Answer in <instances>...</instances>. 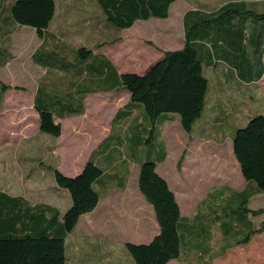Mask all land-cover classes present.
<instances>
[{"label":"trees","instance_id":"trees-1","mask_svg":"<svg viewBox=\"0 0 264 264\" xmlns=\"http://www.w3.org/2000/svg\"><path fill=\"white\" fill-rule=\"evenodd\" d=\"M55 1L2 0L0 4V58L4 56L0 65L10 59L5 46L12 32L11 25L30 26L44 40L38 54L40 64L46 57V74L38 83L33 100L39 131L59 136L61 125L54 122L55 117L82 113L87 93L126 90L129 99L117 108L107 136L91 152L78 174L66 176L52 168L56 186L66 189L70 198L61 216L48 204L32 205L21 195L0 190V264H66V236L74 229L78 218L98 203L95 180L99 185L98 179L125 181H118L120 174L110 171L111 165L104 167L102 163L113 160L111 151L121 140L118 134L117 139L111 140L113 133L116 129L128 130L133 126L143 132L158 131L160 136L158 125L170 114L178 115L180 126L189 132L203 113L209 90L206 69L216 60V54L228 58L241 78L259 79L264 71L261 60L264 5L259 4L264 0H232L209 12L187 11L183 16L182 47L164 51L162 57L141 75L118 74L111 61L93 49L119 41L121 30L131 27L138 19L167 17L168 7L174 0H96L105 19L118 29V33L96 41L91 47L60 42V45L52 43L54 46H49L51 35L45 31L54 17ZM255 2L257 10L250 7ZM248 37L257 46L253 50V61L241 44ZM7 88L0 82V99ZM134 110L136 115L132 116ZM136 136L137 139L130 130L127 138L143 143L144 136ZM231 144L245 185L239 191L227 186L208 191L197 208L200 219L197 221L203 222V218L210 217L203 225L193 226L182 220L174 192L156 171L157 164L166 156L165 150L155 161H136V184L153 208L158 232L148 243H125L134 264H165L177 258L184 249L208 254L213 249L209 255L211 259L264 230V220L256 226L248 218L249 214L256 215L262 210L247 207L251 195L264 192V114H255L244 126L237 127ZM124 175L127 176V172ZM217 242L220 243L216 247Z\"/></svg>","mask_w":264,"mask_h":264},{"label":"rangeland","instance_id":"rangeland-1","mask_svg":"<svg viewBox=\"0 0 264 264\" xmlns=\"http://www.w3.org/2000/svg\"><path fill=\"white\" fill-rule=\"evenodd\" d=\"M202 1L217 2V0ZM56 3L57 10L52 27L56 32L64 34V39L69 44L91 47L92 42L108 39L118 33V29L105 19L96 0H56ZM257 4L256 2L252 3L250 7L257 10ZM259 4L262 6L264 2ZM182 10L183 7L181 6H175L172 9L173 12H181ZM20 28L30 29L27 26H20ZM162 28L165 32H171V35L166 34L159 39L157 36H160ZM20 35H22V31H19L15 36L19 37ZM120 36L119 42L107 43L98 50L104 51L105 53L102 52V54L108 56L117 68L121 66L127 70L138 71L147 64V58L149 59L158 51H163L164 48L169 49L177 46L182 40V28L177 18L168 20L149 19L135 22L129 29L122 30ZM13 41L15 53H17V45L23 46L24 49L27 48V44H30L27 38L22 45L19 42L18 44L17 40ZM0 59H4V56ZM17 66L24 70L19 78L18 74H16L17 76L14 75L13 78L8 70L4 71L1 76V79L7 83V89L10 92L7 94L6 103L0 107V190L11 194L23 193L26 197H33L34 200L48 199L46 195H43L45 192L43 190H46L52 182L54 183L53 173L48 164H59L61 156L57 152L58 147L66 150L67 156L71 153L73 137L70 135L69 129H65L64 135L59 140H51L55 137L38 131V126L35 125L36 120H32L33 115H30L28 111L31 107L29 94L32 92L40 72L34 70L26 72L29 63L23 59L18 61ZM260 86L262 89L264 88V81ZM19 90L27 93L19 95L15 92ZM126 99L127 94L124 91L97 93L96 99L91 100L89 104L92 113L88 112L87 116L81 117L76 122L78 130L90 131L93 126V119H96L97 142L108 131L115 108ZM236 99L240 106L246 107L252 106L256 102L250 104L251 100L248 98ZM262 100L264 101V96ZM32 111L36 114L34 110ZM20 121H22V127L18 129L21 128L26 133H20L18 138L12 139V125ZM130 130L135 139H137L136 135L144 136L143 143H136L135 139L131 141L127 138ZM117 134L121 136V140H118L119 144L111 151V155L114 154L113 160L102 162L104 167L111 165L112 170L110 171L116 170L120 174L118 181H123L122 179H126L124 173L127 172L129 166L126 184L134 189L138 175L136 161H155L162 156L164 150L167 151V159L165 164L160 167V171L168 176L169 184L174 187L182 212H190L195 203L212 186L226 184L233 188H241L244 184V179L233 158L228 140H226L227 142L215 143L213 140L210 141L197 135H187L180 124L178 125L176 122L163 127L161 136H159L158 131H149L148 129L143 132L141 128H133V126L128 130L116 129L111 140L117 139ZM83 140L84 142L79 139L78 145H75L76 148L78 146L81 149L80 152L82 151L81 147L84 150L88 149V143H90V139L88 141ZM54 146L56 147L55 151H50ZM79 158L81 159L80 155ZM120 158H122L121 161L118 160ZM124 159H126V163ZM66 162L68 161H64L65 166ZM70 163L72 168L67 174L74 173V169L79 167L81 160L76 158V154H74L70 158ZM35 179L37 181H34ZM34 188L38 192L34 191ZM36 194H40V197L35 196ZM252 205L264 212V193L255 196ZM131 233H135V230L132 229ZM219 243L217 242L216 247ZM238 248L243 250L246 255L256 253L249 258L246 257L244 259L245 264H263L264 235L262 238L254 239L249 245ZM238 262L243 264L240 255H238ZM223 263L225 264V261Z\"/></svg>","mask_w":264,"mask_h":264},{"label":"crops","instance_id":"crops-1","mask_svg":"<svg viewBox=\"0 0 264 264\" xmlns=\"http://www.w3.org/2000/svg\"><path fill=\"white\" fill-rule=\"evenodd\" d=\"M228 1H232V0H217L216 3H210L202 0H174L172 3H170L168 7L167 17L165 18L150 17L145 20L138 19L134 21L135 23L138 21H146L149 19L168 20L171 18H175V19L177 18L182 28V40L177 46L170 47L169 49L164 48L163 51L160 52L158 51L157 53L152 55L149 59L147 58V64L138 71L127 70L126 68H123L121 66L117 68L115 63L108 56H106L105 54L104 55L111 61L118 74H122L125 72H134L137 74H143L153 63H155L158 59L162 57L164 51L178 49L182 47L184 41L183 16L187 11L209 12ZM1 3L2 0H0V4ZM55 6L56 7H55L54 17L56 15V10H57L56 1H55ZM175 6H181L183 7V10L181 12H175V11L173 12L172 9ZM53 19L50 21L49 26L45 31L46 34L51 35L49 46H54L57 44L60 45L59 42L68 43L66 39H64L65 38L64 34L53 30L52 27ZM20 26H26V25H16V24L11 25L12 32L10 33L7 40V44L5 46L10 59H8L5 63L0 65V82L7 85V83H5L1 79V76L6 70L10 72V75L13 76V78L14 75L16 74H18V78H19V75L22 74L24 71L17 66L18 61L20 59H23L24 61H27L29 63L26 72L28 70H34L40 72L37 81L32 88V92L29 94L31 98V107H30L31 112L28 111L30 115H33L32 120L34 119L36 120L35 125L36 127L38 126V131H39V117L34 107L33 100L38 83L40 82V80H42V78L46 74V69L44 67L46 57H44L42 64H40L39 63L40 55L38 54L41 45L44 43V40L43 37H39L37 35L34 28L30 26H27L30 27V29L20 28ZM129 28H125V29H129ZM19 31H22V35L16 37L15 35H17ZM160 32H161L160 36H157L159 37V39L163 38L166 34L171 33V32H165L164 28H162V31L160 30ZM25 38L29 39L28 42H30V44H27V48L24 49L23 46L17 45V49L15 48L17 50V53H15L13 50L15 46V44H13L14 42L13 40H17V43L19 42L20 45H22ZM52 38H55L56 41L55 42L51 41ZM95 42H92L91 46H93ZM254 42L255 41L254 40L252 41V38L250 37H248L247 40L243 39L241 42L242 46L246 50L247 56L250 57L252 61L254 59L253 50L257 48ZM52 43H54V45H52ZM222 47L227 52L232 53L229 50V48L226 47L225 45H223ZM100 48L101 47L97 49H93V52L96 53V51ZM97 52L105 53L104 51H99V50ZM216 57L217 58L212 62V65H210L206 69V76L208 77L209 80V90L206 95V103L203 113L194 123L193 125L194 128L192 127V129L189 132H186V134L190 136L197 135L199 137L206 138L210 141L213 140L215 143L223 142V141L227 142L226 140H228L230 144V150L232 151L231 143L235 129L237 127L243 126V124H245V122L251 116L255 114H264V101L262 100V97L264 96V88L262 89L260 86L261 84H263L264 81V71L262 75L259 77V79L256 78L244 79L241 78L236 73V70L234 69V67H232V63L231 61L228 60V58H222L218 54H216ZM261 60L264 68V42L262 45ZM117 91H124L127 94V99L121 105L118 106L121 107L129 99V93L126 90H111L106 92L95 91V92L87 93L85 95L83 99L82 113L76 115L64 116L61 118L55 117L54 122L59 123L61 125V132L59 136L55 138H51V140H57V139L59 140L62 137V135H64L65 129H69L70 135H72L73 137L72 140L73 145H72L71 153L68 154V156L66 154V150H62L61 148L58 147L57 152L60 154L61 159L58 165H54L52 163H49L50 165L48 164V167H50L51 170L54 167L55 169H57L59 172H61L66 176H74L82 170L91 152L94 149H96L98 143L104 137L107 136L110 129L111 119L118 107L115 108L111 116L108 131L97 142H96V119H93V126L90 131L85 130V128H84L85 131L78 130V125L76 122L81 117L87 116L88 112L92 113V110H90L89 108V104L91 100L96 99L97 93L105 94V93H113ZM9 92L10 90L6 89L2 93V97L0 99V107L6 103L7 94ZM15 92L19 93V95L27 93L21 90ZM236 98H240V99L248 98L251 100L250 104H253L255 101L256 102L252 106H247V107L244 105L240 106V103ZM32 110H34L36 114H34ZM134 115H136V110H134L132 113V116ZM164 117H166L165 120L158 125L160 136L163 127H166L173 122L178 123V125L180 124L178 115L176 114H170ZM22 121L12 125V135H11L12 139L18 138L19 137L18 134L20 133L21 134L26 133L21 128L18 129L19 127H22L21 125ZM39 132L44 133L41 131ZM13 134L16 135L14 136ZM77 139L78 140L80 139L83 142H84L83 139H86L87 141L88 139H90L89 140L90 143H88V149L84 150V148L81 147L82 151L80 152L81 149L78 146L77 148L75 147L76 144L78 145ZM55 148L56 147L54 146L53 149L50 151L54 152ZM74 154H76V158L81 160V164L79 165V167H76L74 169L73 171L74 173L67 174V172H69V170H71L72 168V164L70 163V158ZM79 155L81 156V159L79 158ZM166 159H167V151L163 161L157 164L156 171L161 177H163L167 181L169 188L174 192L176 201L179 206L180 215L182 216V220L186 224H193V226L203 225L205 219L207 220L210 219V217H206L203 218V222L197 221L199 219L197 218V215H199V212H197V208L200 206V204L203 203L206 194L213 187L227 186L234 190L239 191L245 185V180H244V184L242 185L241 188H233L226 184L219 186H212L205 192L204 196L195 203L193 209L190 212H182L180 209V203L177 197V193L174 187L169 184L168 176H166L162 171H160V167L165 164ZM64 161H68L66 162V166L64 165ZM95 162H96V158H95ZM128 176H129V166L127 169V176L124 183L105 182L104 179L103 180L98 179V182L100 183L99 185L96 184V180H95L94 189L97 190L99 193L98 203L90 212L82 214L78 218V221L74 229L66 236L65 238L66 264H134L130 254L128 253L125 247V243L127 242L148 243L154 237V235L157 234L158 225L154 216L153 208L141 195V193L138 190L137 184L134 189H132L131 186H127L126 183L128 180ZM34 181H37V179H35ZM34 191L38 192V190L35 188ZM43 191H45L43 195H46L48 199L43 198V199L34 200L32 199L33 197L32 198L31 196L26 197L23 193L12 194V195H21L26 200H28L32 205L39 202L48 204L56 208L58 210L59 216H61L70 203V198L67 190L57 187L54 181V183L52 182L49 185V187ZM261 193L264 192H257L250 196L247 203L248 209L250 210L260 209L258 207L253 206L252 203L254 197ZM35 196L40 197V194H36ZM204 206L206 205L204 204ZM263 213L264 212L261 211L260 213L258 212L256 215L249 214L248 218L252 221L254 225L257 226L262 220H264V217H261L264 215ZM132 229L135 230V233H131ZM263 235H264V230L260 233H255L250 236L247 242L239 243L233 247H229L223 253L213 255L211 259H209V255L213 253V249L210 254H208L207 252L200 253V251H196L195 249H184L182 250L183 253H181L177 258L170 259L165 264H224L223 261H225V264H239L238 255L241 256V261L243 262V264H245L244 259L246 257L249 258L253 255H256V253L254 252L246 255L245 253H243L244 251L240 250L238 247L249 245L254 239L262 238ZM216 236L218 235H215V237ZM210 245L212 247L215 246L214 241H212ZM262 263L264 264V252L262 255Z\"/></svg>","mask_w":264,"mask_h":264},{"label":"water","instance_id":"water-1","mask_svg":"<svg viewBox=\"0 0 264 264\" xmlns=\"http://www.w3.org/2000/svg\"><path fill=\"white\" fill-rule=\"evenodd\" d=\"M134 73V72H133ZM139 75H141V74H139Z\"/></svg>","mask_w":264,"mask_h":264}]
</instances>
